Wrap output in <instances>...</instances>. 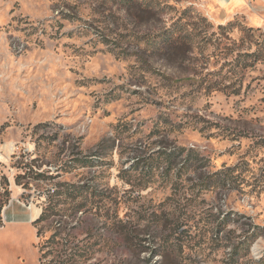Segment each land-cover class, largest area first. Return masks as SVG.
<instances>
[{
	"label": "rangeland",
	"instance_id": "rangeland-1",
	"mask_svg": "<svg viewBox=\"0 0 264 264\" xmlns=\"http://www.w3.org/2000/svg\"><path fill=\"white\" fill-rule=\"evenodd\" d=\"M7 190L0 264H264V0H0Z\"/></svg>",
	"mask_w": 264,
	"mask_h": 264
},
{
	"label": "trees",
	"instance_id": "trees-1",
	"mask_svg": "<svg viewBox=\"0 0 264 264\" xmlns=\"http://www.w3.org/2000/svg\"><path fill=\"white\" fill-rule=\"evenodd\" d=\"M37 177H39L37 175ZM72 189H68L66 192H55V197H62L69 194V197H73L75 192ZM73 193V194H72ZM6 198L0 200V227L3 226V211L5 207L9 204L10 191H6ZM46 203L40 216L33 222V226L37 230V238L39 239L38 249L40 253L41 264H87L92 258L93 246H85V240H79L83 234H78L85 232L86 227L83 226V222L78 219L76 224H71L69 222H63V218L67 216V213L60 209L58 202L53 203L52 201ZM84 205H78L74 210L76 213H82L81 216L85 214L82 210ZM55 219H59L58 221ZM52 224L51 232L47 236L43 233L45 224ZM48 224V225H49ZM87 224V222H85ZM87 231V237L90 238Z\"/></svg>",
	"mask_w": 264,
	"mask_h": 264
},
{
	"label": "crops",
	"instance_id": "crops-1",
	"mask_svg": "<svg viewBox=\"0 0 264 264\" xmlns=\"http://www.w3.org/2000/svg\"><path fill=\"white\" fill-rule=\"evenodd\" d=\"M3 220H4V215H3ZM35 221V220H34Z\"/></svg>",
	"mask_w": 264,
	"mask_h": 264
}]
</instances>
